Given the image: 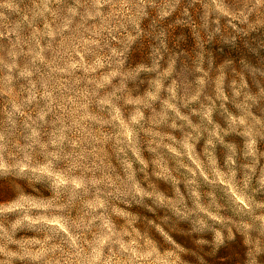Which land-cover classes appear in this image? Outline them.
Returning a JSON list of instances; mask_svg holds the SVG:
<instances>
[{"label": "clouds", "instance_id": "9594fccd", "mask_svg": "<svg viewBox=\"0 0 264 264\" xmlns=\"http://www.w3.org/2000/svg\"><path fill=\"white\" fill-rule=\"evenodd\" d=\"M0 264H264V0H0Z\"/></svg>", "mask_w": 264, "mask_h": 264}]
</instances>
